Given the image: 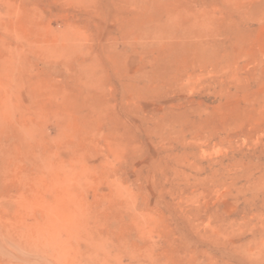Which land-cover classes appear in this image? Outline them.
<instances>
[{
  "label": "rangeland",
  "instance_id": "1",
  "mask_svg": "<svg viewBox=\"0 0 264 264\" xmlns=\"http://www.w3.org/2000/svg\"><path fill=\"white\" fill-rule=\"evenodd\" d=\"M0 264H264V0H0Z\"/></svg>",
  "mask_w": 264,
  "mask_h": 264
}]
</instances>
